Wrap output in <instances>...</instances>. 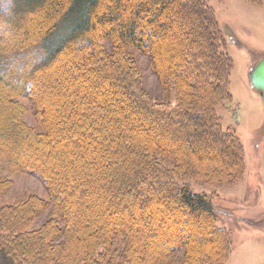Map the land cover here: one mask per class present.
Here are the masks:
<instances>
[{
    "label": "trees",
    "instance_id": "16d2710c",
    "mask_svg": "<svg viewBox=\"0 0 264 264\" xmlns=\"http://www.w3.org/2000/svg\"><path fill=\"white\" fill-rule=\"evenodd\" d=\"M226 45L206 0H0V158L49 191L1 207L0 264H225L213 196L190 183L244 173L217 111Z\"/></svg>",
    "mask_w": 264,
    "mask_h": 264
},
{
    "label": "rangeland",
    "instance_id": "374dc122",
    "mask_svg": "<svg viewBox=\"0 0 264 264\" xmlns=\"http://www.w3.org/2000/svg\"><path fill=\"white\" fill-rule=\"evenodd\" d=\"M206 2L214 12L234 62L230 76L232 99L217 111L223 127L232 129L244 146L245 168L237 182L220 186L191 182L190 186L195 194L213 196L218 227L226 230L230 239V254L225 264H264V100L250 80L253 68L264 59V0L262 3L247 0ZM131 52L143 71V86L154 97H161L159 80L153 75L147 58ZM174 96L171 93L170 99ZM25 103L29 108L26 121L35 125L33 109ZM0 177L10 181L0 189V209L31 196L48 200L49 191L41 178L18 173L1 158ZM165 214L160 213L159 217ZM46 217L47 213L36 219L34 227Z\"/></svg>",
    "mask_w": 264,
    "mask_h": 264
},
{
    "label": "water",
    "instance_id": "95a60500",
    "mask_svg": "<svg viewBox=\"0 0 264 264\" xmlns=\"http://www.w3.org/2000/svg\"><path fill=\"white\" fill-rule=\"evenodd\" d=\"M250 80L253 88L264 100V59L259 61L253 68L250 74Z\"/></svg>",
    "mask_w": 264,
    "mask_h": 264
}]
</instances>
